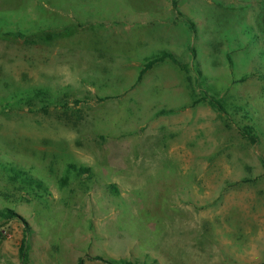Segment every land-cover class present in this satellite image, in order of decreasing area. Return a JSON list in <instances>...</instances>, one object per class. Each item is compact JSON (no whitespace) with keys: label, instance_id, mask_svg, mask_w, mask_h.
Wrapping results in <instances>:
<instances>
[{"label":"rangeland","instance_id":"1","mask_svg":"<svg viewBox=\"0 0 264 264\" xmlns=\"http://www.w3.org/2000/svg\"><path fill=\"white\" fill-rule=\"evenodd\" d=\"M5 208L0 264H264V0H0Z\"/></svg>","mask_w":264,"mask_h":264},{"label":"trees","instance_id":"2","mask_svg":"<svg viewBox=\"0 0 264 264\" xmlns=\"http://www.w3.org/2000/svg\"><path fill=\"white\" fill-rule=\"evenodd\" d=\"M17 36L24 37L25 35L22 32H17ZM167 59H170L176 65H180L183 69L186 68L184 66V64L181 61H179L173 53L168 52V51H164L160 55L149 59L145 63L144 67L141 69V71L139 73L138 80L140 81L142 79L143 75L149 69H151L153 67V65L160 63V62H164ZM216 103H217V105H219L218 107L220 109H223L219 101H217ZM246 133L251 135V130H249V132H246ZM251 139L254 141V138L252 137V135H251ZM71 167L78 170V171H81V172H88L89 171V168L84 166V165L71 164ZM12 171H14V173H15V178L23 177L22 175H25V176L27 175L25 172H22L21 170L16 171V170L12 169ZM23 180H25L30 185L36 183L39 187H43V186H41V184L37 183L36 179H34L28 175H27V177H23ZM17 217H18V214L13 210H10L8 208L0 210V219L3 218L6 220H12V219H15ZM28 249H29L28 239L25 235L24 238L22 239L21 245L19 247V255H20V259H21V264H27V262H28V259H29ZM79 261H80V264H84L83 258H80ZM112 263L113 264H138V263H134L132 261L125 260V259L118 261V262H115V263L112 262Z\"/></svg>","mask_w":264,"mask_h":264}]
</instances>
